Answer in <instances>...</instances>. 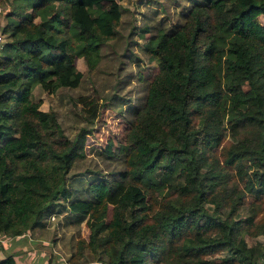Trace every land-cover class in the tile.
I'll return each mask as SVG.
<instances>
[{
  "label": "trees",
  "instance_id": "obj_1",
  "mask_svg": "<svg viewBox=\"0 0 264 264\" xmlns=\"http://www.w3.org/2000/svg\"><path fill=\"white\" fill-rule=\"evenodd\" d=\"M8 1L9 38L0 52V233L20 236L58 199L71 197L69 172L86 156L90 133L82 128L70 139L33 89L51 95L79 86L84 73L76 59L97 67L122 5ZM260 15L264 0H197L178 29L152 35L142 28L159 70L118 146L126 161L121 178L96 177L89 183L93 198L69 204L90 229L72 264L86 251L105 264H258L264 249L242 233L264 232V195L247 215L240 212L247 193L264 194ZM80 99L97 116L89 95ZM226 130L233 139L224 143ZM0 264H17L16 255L5 254Z\"/></svg>",
  "mask_w": 264,
  "mask_h": 264
},
{
  "label": "rangeland",
  "instance_id": "obj_2",
  "mask_svg": "<svg viewBox=\"0 0 264 264\" xmlns=\"http://www.w3.org/2000/svg\"><path fill=\"white\" fill-rule=\"evenodd\" d=\"M118 1L122 5V16L115 36L101 45L102 57L97 67L89 69L82 57L76 59L78 68L84 73L80 85L61 87L51 95L45 93L40 85L33 89V98L43 100L41 108L55 111L70 139H74L82 128L90 131L86 136V156L76 160L69 172L67 186L71 197L58 199L50 212L21 237L0 233V258L14 253L17 264H72L70 258L77 250L79 239L89 238L90 229L87 218H80L69 204L73 200L93 198L89 183L94 178H121L126 161L118 146L125 140L136 112L146 104L150 82L159 70L158 60H150L145 50L147 39L140 36L141 30L148 25L154 35L160 29L168 32L178 29L197 0ZM12 9L8 0H0L1 31ZM259 20L264 22V16L260 15ZM244 87L248 89L249 85ZM82 95H89L95 103L97 116H92L88 110L90 106L80 99ZM231 139L233 136L226 130L224 143ZM107 149H112V152ZM214 150L219 151L220 147ZM263 195L247 193L240 215H247L251 202L260 203ZM112 209L110 204L108 219ZM250 230L258 233L243 231L242 235L250 245L260 244L264 249V232L257 228ZM263 259L264 256L258 264H263ZM78 263L105 264V261L99 260L98 254L86 251Z\"/></svg>",
  "mask_w": 264,
  "mask_h": 264
},
{
  "label": "built area",
  "instance_id": "obj_3",
  "mask_svg": "<svg viewBox=\"0 0 264 264\" xmlns=\"http://www.w3.org/2000/svg\"><path fill=\"white\" fill-rule=\"evenodd\" d=\"M8 35L4 31L0 30V52L5 44V42L8 40ZM52 218H55L54 215H52ZM263 264H264V259H263Z\"/></svg>",
  "mask_w": 264,
  "mask_h": 264
},
{
  "label": "crops",
  "instance_id": "obj_4",
  "mask_svg": "<svg viewBox=\"0 0 264 264\" xmlns=\"http://www.w3.org/2000/svg\"><path fill=\"white\" fill-rule=\"evenodd\" d=\"M17 237H21V236H17Z\"/></svg>",
  "mask_w": 264,
  "mask_h": 264
}]
</instances>
